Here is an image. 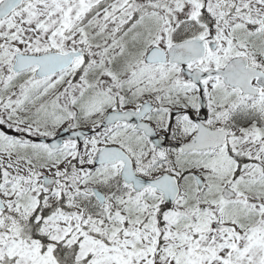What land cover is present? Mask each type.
I'll use <instances>...</instances> for the list:
<instances>
[{
  "label": "snow or ice",
  "instance_id": "6c2138e0",
  "mask_svg": "<svg viewBox=\"0 0 264 264\" xmlns=\"http://www.w3.org/2000/svg\"><path fill=\"white\" fill-rule=\"evenodd\" d=\"M0 264H264V0H0Z\"/></svg>",
  "mask_w": 264,
  "mask_h": 264
}]
</instances>
